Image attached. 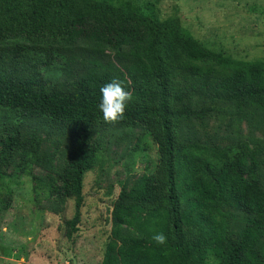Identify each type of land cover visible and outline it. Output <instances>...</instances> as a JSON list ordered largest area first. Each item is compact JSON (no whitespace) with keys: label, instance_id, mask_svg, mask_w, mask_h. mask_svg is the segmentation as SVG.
<instances>
[{"label":"trees","instance_id":"trees-1","mask_svg":"<svg viewBox=\"0 0 264 264\" xmlns=\"http://www.w3.org/2000/svg\"><path fill=\"white\" fill-rule=\"evenodd\" d=\"M19 38L49 49L61 45L93 53V65L86 69L66 58L62 68L72 79L68 90L50 87L37 65L32 72L0 66V108L72 129L61 183L50 174L45 177L53 194L74 203V214L65 221L67 237L82 220L85 174L104 161L107 138L102 134L89 142L94 130L156 121L162 131L148 136L157 146V163L147 164L129 189L122 186L101 264H264V185L259 177L264 144L177 142L174 130L178 122L202 119L220 101L235 103L238 115L246 104L264 109V59H238L210 48L179 16L161 19L152 5L108 0H0V44ZM0 49V59L9 61L24 60L28 52L19 42ZM55 59L60 57L49 51L46 65ZM112 80L143 104L128 105L122 120L105 122L97 108L99 89ZM171 96L183 102L181 107L171 105ZM193 97L211 105L192 108L186 101ZM40 143L33 134L27 148L19 124L0 131V166L8 165L20 148L25 165L43 164ZM146 144L140 138L134 151L145 150ZM230 209L245 214L235 236L230 221L237 215ZM185 228L193 230L191 238ZM156 233L164 234L163 243L152 239Z\"/></svg>","mask_w":264,"mask_h":264},{"label":"rangeland","instance_id":"rangeland-1","mask_svg":"<svg viewBox=\"0 0 264 264\" xmlns=\"http://www.w3.org/2000/svg\"><path fill=\"white\" fill-rule=\"evenodd\" d=\"M116 5L145 8L152 5L161 19L179 16L182 24L210 48L222 50L234 58L264 59V0H108ZM16 42L28 47L24 60L0 59L4 69L32 72L34 65L42 70L50 87L71 89L63 71L65 60L73 58L75 66H92L91 49H71L26 39L8 40L0 44L12 46ZM80 48V47H79ZM3 50V49H0ZM60 57L46 65L48 52ZM10 53V51H9ZM106 53L113 56L112 51ZM67 58V59H66ZM128 105L138 101L136 97ZM173 107L183 102L170 97ZM192 108L211 105L209 101L193 97L186 101ZM216 110L202 119L192 118L174 126L177 142L200 141L226 146L238 142L264 144V109L246 104L238 115L235 103L220 101ZM19 124L23 140L29 148L31 135L41 139V163L23 162L22 149L16 150L8 165L0 166V264H101L106 243L111 234V211L123 185L129 189L135 181L157 163V146L150 132H160L156 121L124 122L99 125L89 138H107L104 161L84 177V206L79 230L69 238L65 235V221L74 214V203L51 192L45 177L52 175L61 183L59 173L66 166L72 142V129L65 124H54L41 118H27L0 108V131ZM147 142L134 151L139 139ZM259 177L264 185V153L259 156ZM24 170L18 173V165ZM154 170L159 173V168ZM237 217L230 221L232 235H236L245 221L240 211L230 209ZM187 238L193 230L185 228Z\"/></svg>","mask_w":264,"mask_h":264},{"label":"clouds","instance_id":"clouds-1","mask_svg":"<svg viewBox=\"0 0 264 264\" xmlns=\"http://www.w3.org/2000/svg\"><path fill=\"white\" fill-rule=\"evenodd\" d=\"M99 92L100 99L97 108L103 120L105 122L122 120L126 108L132 99L130 93L116 80H112L103 85L99 89ZM152 239L159 244L165 241V236L163 233H156L153 235Z\"/></svg>","mask_w":264,"mask_h":264}]
</instances>
